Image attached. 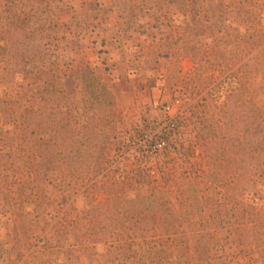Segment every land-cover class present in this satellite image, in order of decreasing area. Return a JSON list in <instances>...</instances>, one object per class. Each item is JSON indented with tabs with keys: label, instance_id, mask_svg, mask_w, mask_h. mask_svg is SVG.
<instances>
[{
	"label": "trees",
	"instance_id": "trees-1",
	"mask_svg": "<svg viewBox=\"0 0 264 264\" xmlns=\"http://www.w3.org/2000/svg\"><path fill=\"white\" fill-rule=\"evenodd\" d=\"M117 1L108 0V3L114 8ZM119 1L126 5L127 33L148 37V25L141 22L146 16L161 17L155 8L156 0ZM10 2L8 17L0 21L3 45L0 74L5 78L19 75L25 93V105L20 113L8 107L0 108V119L5 121L3 142L11 145V153L23 154L27 160L40 161L52 169L59 163L74 170L79 160L76 151L85 158L97 155L99 165L105 160L120 159L128 171L120 184L116 175L110 179L108 203L114 204L118 192H123L125 197L132 195L127 200L121 230L130 240L146 238L152 233L164 237L174 235L192 248L197 257L214 249L216 258L221 260L227 257L225 248L230 242L248 251L261 244L263 237L258 224L264 217V164L251 168L249 161L254 153L264 151V116L252 96L253 87L255 91L260 87L254 79L258 76L254 65L256 55L245 60L240 51L234 52L232 62L235 59L236 68H231L235 70L230 74L229 69L222 71L225 78L211 84L204 96L201 92L197 95L189 87L191 83H172L168 89L171 102H164L163 95L162 108L170 109L172 102H181V105L175 118L167 116L165 137L179 143L174 144L172 153L183 155L185 162L177 164L173 158L169 164H159L153 158L140 161L136 151L130 148L132 137L122 138L121 133L102 130L103 123L113 121L109 118L115 106V87L105 83L104 76L96 73L100 72L97 67H91L72 55L68 47H63L57 30H51L57 23L58 29L72 32L78 28L85 36L91 35L96 31L91 22L98 18L90 15L107 2ZM184 2L201 7L203 16L199 23L183 27V32L180 25H171V38L166 43L173 47L169 50L179 72H182L179 63L182 56L189 57L200 69L202 64L212 68L202 53L203 48H221L218 53L227 60L229 46H225L230 13L235 11L240 24L249 20L252 9L243 7L242 0ZM169 12L165 14L166 19ZM153 28L161 33L157 25ZM197 37L206 43L199 45ZM243 40L251 53L264 44V32ZM76 103L81 106L76 107ZM158 144L160 141H155L151 146L156 152ZM131 166L134 169L130 170ZM8 172H5L7 177ZM212 174L216 178L211 180ZM153 183L156 190L149 188ZM0 192L13 193L11 183L3 181L2 176ZM91 202H96L94 195ZM98 232L93 231L95 240L102 238ZM217 240L224 250L220 251Z\"/></svg>",
	"mask_w": 264,
	"mask_h": 264
},
{
	"label": "rangeland",
	"instance_id": "rangeland-1",
	"mask_svg": "<svg viewBox=\"0 0 264 264\" xmlns=\"http://www.w3.org/2000/svg\"><path fill=\"white\" fill-rule=\"evenodd\" d=\"M10 1L0 0V21L8 17ZM104 1L107 5L90 15L98 18L91 22V27L96 28L93 34L85 36L78 28L72 32L58 29L57 23L51 30H57L63 47H68L72 55L91 67H97L100 72L96 73L104 76L108 86L115 87V106L109 118L113 121L103 123L102 130L121 133L122 138L132 137L130 148L136 151L140 161L153 158L159 164H169V159L173 158L177 164L185 162L183 155L172 153L174 144L179 143L165 137L168 117L178 115L181 102H172L170 109H163L160 100L164 95V102H171L168 89L177 81L183 85L191 83L189 87L204 96L211 84L225 78L222 71L229 69L230 74L235 70L232 58L236 51H240L245 60L257 56L254 65L258 76L254 79L260 87L256 91L253 87L252 96L264 116V44L250 53V46L243 40L264 32V0H242L243 7L252 9L249 20L243 23L237 24L235 11L230 13L225 46H229L227 60L218 53L221 48H203L202 53L212 68L202 64L200 69L189 57L182 56L179 62L182 72L175 66V58L169 50L173 47L166 41L171 38L172 24L180 25L183 32V27L199 23L203 16L201 7L187 5L184 0H156L155 8L161 17L146 16L141 23H147L149 35L139 38L137 34L127 33L126 5L118 0L111 8L108 0ZM167 10L170 12L166 19ZM154 25L160 27L161 33ZM134 27L139 30L138 25ZM196 41L199 45L206 43L202 37H197ZM2 50L0 42V53ZM18 78L19 75L5 78L0 74V108L8 107L20 113L25 105V93ZM4 122L0 119V178L11 183L13 193L0 192V264H264V217L258 224L263 237L261 244L248 251L230 242L223 260L216 258L214 249L197 257L192 248L174 235L164 237L152 233L146 238L128 239L121 232L122 217L132 195L125 197L123 192H118L114 204L108 203L110 179L116 175L120 184L128 171L120 159L105 160L99 165L97 155L85 158L76 151L79 160L74 170L59 163L52 169L40 161L27 160L23 154L11 153V145L3 142ZM155 141L161 143L157 146L158 152L151 147ZM249 161L251 168L264 164V151L254 153ZM5 172L9 173L8 177ZM215 174L211 180L216 178ZM149 188L156 190V184ZM93 195L95 204L91 202ZM95 229L101 239L95 240ZM217 245L220 251L224 250L218 240Z\"/></svg>",
	"mask_w": 264,
	"mask_h": 264
}]
</instances>
